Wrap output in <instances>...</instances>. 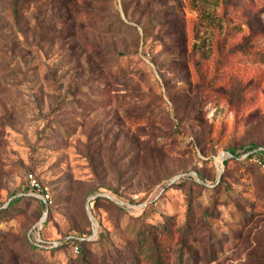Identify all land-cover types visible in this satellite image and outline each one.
Segmentation results:
<instances>
[{
  "label": "rangeland",
  "instance_id": "rangeland-1",
  "mask_svg": "<svg viewBox=\"0 0 264 264\" xmlns=\"http://www.w3.org/2000/svg\"><path fill=\"white\" fill-rule=\"evenodd\" d=\"M0 209V264H264V0H0Z\"/></svg>",
  "mask_w": 264,
  "mask_h": 264
},
{
  "label": "trees",
  "instance_id": "trees-1",
  "mask_svg": "<svg viewBox=\"0 0 264 264\" xmlns=\"http://www.w3.org/2000/svg\"><path fill=\"white\" fill-rule=\"evenodd\" d=\"M18 1L19 0H13V3H14V9H15V12H16V6H17V3H18ZM231 152L232 153H234V150H231ZM251 155H253V153H250V156ZM260 156H261V154H260ZM38 199V198H37ZM41 203H42V205L44 206V207H46V205H45V203L43 202V201H41L40 199H38ZM5 209H8L7 207L6 208H4V210ZM0 210H2V209H0ZM136 238H138L140 241H139V243L141 242L143 245H144V242H143V240H145V230L144 229H138V231L136 232V236H135ZM87 242V240L86 239H83V238H79V237H76V238H71L69 241H66V242H64V243H62L61 245H57V246H51V247H44L42 244H39V243H31L30 245H31V247L33 248V249H35V250H37V251H41V250H43V249H48L49 251H53V250H56V249H58V248H60V247H62V246H65L66 244H68V243H71V244H75V246L77 247V249L79 250V252H82V248H83V244L84 243H86ZM112 246V245H111ZM113 250L115 251V253L118 255V253H119V251L121 250V249H118V248H116V247H113ZM127 256H129V255H127ZM126 256V257H127ZM130 264H136V261H134V262H132V263H130Z\"/></svg>",
  "mask_w": 264,
  "mask_h": 264
},
{
  "label": "built area",
  "instance_id": "built-area-1",
  "mask_svg": "<svg viewBox=\"0 0 264 264\" xmlns=\"http://www.w3.org/2000/svg\"><path fill=\"white\" fill-rule=\"evenodd\" d=\"M30 194L43 201L48 209L50 196L47 189H42L36 179L30 174ZM77 249V247H75Z\"/></svg>",
  "mask_w": 264,
  "mask_h": 264
}]
</instances>
